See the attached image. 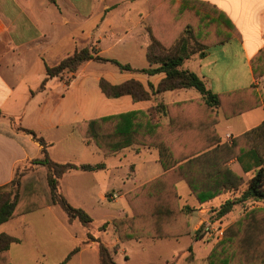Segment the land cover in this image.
<instances>
[{
  "label": "crops",
  "instance_id": "obj_1",
  "mask_svg": "<svg viewBox=\"0 0 264 264\" xmlns=\"http://www.w3.org/2000/svg\"><path fill=\"white\" fill-rule=\"evenodd\" d=\"M219 12L231 21L233 27L225 23L219 25ZM187 23L194 26V33L200 41L214 40L218 32L230 36L218 43L211 42L209 47L201 50L202 56L195 52L184 61L183 67L197 74L213 93L244 90L245 93L237 95H244L242 103L243 99L250 102L256 97L260 101L255 107L230 117L224 116L220 108H215L217 119L214 128L219 145L206 149L210 151H207L209 158L202 160L201 166L197 167L202 174L204 163L208 166V163L224 162L240 172L236 158L229 156L230 150L223 144H231L234 137L264 121V75L255 77L250 66V59L264 47V0H0V111L14 117L19 125L35 131L47 141L50 156L49 149L54 147L55 142L44 137V130L69 127L77 131L78 122L108 115L106 111L103 113L104 108H108L110 114L147 110L152 100L134 101L129 95L109 98L101 92L102 96L91 97L88 102L77 106L79 110L75 112L73 109L72 115L69 113L61 120L59 108L53 101L60 92H56L59 89L54 86L51 88L53 80L60 76L48 79L45 88L37 90L45 77V65L58 63L75 49L92 46L100 56L129 64L133 68H145L149 66L147 46L159 42L169 47L184 33ZM215 52H218L217 58L212 56ZM224 53L227 57H224ZM224 63L228 64L226 70L222 68ZM97 65V61L89 60L79 73L85 81L95 82L97 86L100 78L112 84L135 79L149 90L148 84L156 86L165 76L163 72L149 75L120 70L117 66L108 74L105 68L102 72ZM73 75L75 78L78 72ZM70 84L71 81L65 84L62 91V97L67 95V100L70 98ZM199 96L194 88L166 90L158 94L165 104ZM35 100L37 102L32 106ZM193 109L196 113L190 116L193 122L191 131L194 133L190 141L202 143L213 139L212 134L208 136L206 127L215 117L213 112L202 106ZM29 111L37 118L35 124L25 122ZM20 119L22 123L18 122ZM157 119L160 122L168 121L164 115H157ZM69 136L65 138L63 150L80 153L78 157L63 160L51 157L52 160L104 165L92 171L71 170L60 178L61 193L71 205L84 209L92 222L83 225L77 219L70 220L58 205H48L15 216L0 224V234L18 240L8 247L9 262L5 264H58L75 248L78 250L64 264H100V244L113 253L119 252L129 261L123 244L131 240L136 243L132 250L137 264H181V261L192 264L199 258L209 264L207 258L213 250L227 251L230 264H236V240L240 233L230 234L231 237L229 235L222 239L219 244L222 236L218 235V228L224 231L236 225L235 230H239L241 222H237L248 218L235 216V212L242 208L244 213L255 210L256 214L264 215L263 202L247 199L235 203L227 213V222L224 221L225 217L211 221L206 217V212L237 196L236 191H226L193 210L190 234L156 239L141 237L120 242L111 220L130 214L124 195L126 192L162 173L157 150L133 145L105 154L80 134L83 150L73 148ZM184 149L185 145L181 151ZM40 150L41 145L30 135L15 131L6 120L0 118V186L13 178L16 167L28 166ZM85 150L86 158L82 157ZM123 167H128L130 173H125ZM176 189L178 193L181 189L188 200L194 199L184 181L177 182ZM199 215L203 217L196 221L195 217ZM96 216L98 221H94ZM261 220L262 217L253 219ZM94 222L97 227L92 231L90 227ZM200 229L199 235L193 237ZM160 240L174 241L175 247L183 246L175 252L170 249L169 252L156 250L152 260V251H147L149 258L146 260L145 247H151L152 242ZM225 244L226 249H223ZM243 264H264V257L245 259Z\"/></svg>",
  "mask_w": 264,
  "mask_h": 264
},
{
  "label": "trees",
  "instance_id": "obj_2",
  "mask_svg": "<svg viewBox=\"0 0 264 264\" xmlns=\"http://www.w3.org/2000/svg\"><path fill=\"white\" fill-rule=\"evenodd\" d=\"M223 15L219 12V25L225 23L233 27L231 21ZM217 34L218 37L214 40L200 41L194 33V26L187 23L184 33L169 47H163L159 42H152L147 46L146 57L149 66L145 68H133L129 64L100 56L92 46L75 49L58 63L45 65V77L38 91L45 88L48 79L61 76L64 72L76 73L79 67L89 60L109 62L125 71L149 75L160 72L165 74L156 86L148 84L149 90L135 79L112 84L100 78L98 86L106 97L129 95L134 101L152 100L151 107L147 110H130L85 119L76 125L80 136L87 142H93L105 154L133 145L153 147L157 150L162 173L126 192L124 195L130 214L111 220L120 242L141 237L156 239L190 234V212L226 191H236L237 196L221 203L214 210V216L209 218L211 221H219L232 210L235 203L247 199L264 203V121L234 137L231 144H223L229 148V156L236 158L240 172L226 166L224 162L208 163L207 166L204 161V173L197 171L202 160L207 161L209 158V150L206 149L219 145L214 128L217 119L215 108H220L224 116L230 117L260 103L257 97L250 102L243 99L242 103L244 95H237L245 93L244 90L213 93L197 74L183 67L184 61L195 52L202 56L204 54L201 50L209 47L211 42L218 43L230 36L228 33ZM250 66L255 77L264 75V47L250 59ZM178 88H194L200 96L168 104L158 97L163 91ZM197 106L210 110L215 116L206 126L208 136L212 134L213 139L202 143L190 141L194 134L191 131L193 122L190 116L196 113L193 108ZM157 115L166 116L168 121L160 122ZM0 118L6 120L15 131L30 135L41 145L39 155L29 161L30 166L24 169L20 167L25 166L16 167L13 178L0 186V224L48 205H58L70 220L77 219L83 225L91 223V216L84 209L71 205L61 193L60 178L71 170L92 171L103 168L104 165L56 162L48 154L49 144L35 131L21 125L14 126L13 118L7 117L1 111ZM184 145L185 149L181 151ZM247 172H252L249 178L244 175ZM179 181L185 182L190 195L196 200L197 207L178 204L180 195L176 183ZM255 212L251 210L244 213L241 218L247 217L248 220L237 222H241L239 230H235L236 225H231L224 229L219 240L221 244L222 239H226L230 234L240 233L239 239L236 240V264H243L245 259L264 257V215ZM257 217H262V220L253 221ZM199 231L201 230H197L193 237L196 238ZM17 241L12 236L0 234V264L9 262L8 247ZM223 249H226V244ZM77 250L78 248H75L71 251L65 260ZM99 254L100 264H117L112 258V251L105 245H99ZM207 259L209 264H230L227 251L213 250ZM65 260L58 264H64Z\"/></svg>",
  "mask_w": 264,
  "mask_h": 264
},
{
  "label": "rangeland",
  "instance_id": "obj_3",
  "mask_svg": "<svg viewBox=\"0 0 264 264\" xmlns=\"http://www.w3.org/2000/svg\"><path fill=\"white\" fill-rule=\"evenodd\" d=\"M163 47H165V46H163ZM212 56H213V58L214 57L217 58L219 56L218 52L213 53ZM224 57H227L226 53H224ZM83 65L80 66L79 69L77 70L78 75H76L75 78H73V76H74L73 74L74 73L72 74L70 72H64L59 77V79H54L53 83L51 84V88L55 87V88L59 89L56 92H60L59 97H58V95H56V97L53 99V101H54V105L59 108L58 111H59V115H60L61 120H63L65 116H69V113H70V115H72V110L73 109H74L75 112L77 110H79L77 108V106H79L80 104H83L84 102H88V99H90L91 97H94L95 95L102 96V93H101L100 89L98 88L97 84H95V82L94 83L87 82V81H85L82 78V76L79 75L81 70H83ZM97 66H99V69H101L102 72H104V70L106 69L105 72H107L108 74L112 73L111 71L116 69V66L114 64H112V63H109V62H102V63L98 62ZM227 67H228L227 63H224L222 65V68L225 69V70L227 69ZM219 68L221 70V66ZM258 77H260V76H258ZM69 81H71V84L69 85V89H68L69 90L68 93H70V98L67 100V95H65V97H62V91L64 89V85L68 84ZM256 82H259V81H256ZM36 102H37V100H35L31 105L34 106L36 104ZM107 109L108 108H104L102 110L103 113H105L104 111H106L107 114L108 113L110 114L111 112L109 110H107ZM32 113H33L32 111H29L28 115L25 116V122L27 124H35L36 121H37L36 116L34 114H32ZM5 115L7 117L10 116V115H7V114H5ZM10 117H12V116H10ZM12 118H13L14 126L19 125L17 123V120L14 117H12ZM18 122L22 123V120L20 119V120H18ZM43 133H44V137L45 138H47L48 140H50L52 142H55L54 147H50V149H49L50 157H53V158H55L57 160H63V159H70L71 157H78L77 155L80 154V153L74 154L71 151L67 152V151L63 150L64 142L66 141L65 138L68 137V135H70L69 139H70L71 146L73 148L80 149L82 147V142H81L80 136H79L77 131L71 130L69 127H65V128H56V129H49V130L47 129V130H44ZM75 150H74V152H75ZM83 154L85 156L83 155L82 157L86 158L87 151L86 150L83 151ZM89 154H90V151H89ZM29 166H30V164L28 166H25V167H20V169H24V168L29 167ZM122 170L125 173H130V170L128 169V167H123ZM251 175H252V172L245 173V177L246 178H249V176H251ZM131 180L132 179H130V181ZM179 193L181 194V197H182V198L180 197V199L178 200V204L180 206H182L184 204H188L189 206H193L194 207L195 205H197L196 202L195 203L193 202L194 199H192V200L189 199L188 200L184 196V194L181 191V189H179ZM185 200H188V202H185ZM195 207H197V206H195ZM217 208L218 207L209 210V213L206 212V217H208V218L213 217L214 214H215L214 210L217 209ZM192 212H190V214H192ZM243 215H244V209H242V208L235 212V216L241 217ZM202 217L203 216L199 215V216H197V218L195 217V219H196V221H198ZM223 217H225L224 221L227 222L228 221L227 214L225 216H223ZM98 220H99V218H98V216H96L94 221H98ZM96 227H97V223L94 222V223L91 224L90 229H92V231H94V229ZM199 232H201V231H199ZM135 244L136 243L133 240H131L129 242H125L123 244L126 247L127 254L129 256V259H130L129 261H127L126 258H124L122 254H119V252H115V253L112 252V258H113L114 262L117 263V264L118 263L122 264V262H123V264H137V260H136L137 258H135V256H133L134 252L132 250V246H134ZM175 246H174V241L160 240V241L152 242L151 243V247L150 246H146L145 247L146 255H147L146 260L149 258V253L147 251H152L151 254H150V260H152V259H154V256H155L154 253H156L155 252L156 250H159V249L162 250L163 249L166 252H169L170 250H172V252H175V251H179L181 249L180 247L183 246V245H181L180 247L179 246L175 247ZM181 264H184V263L181 261ZM192 264H207V261L205 259H200L199 258L196 261H194ZM216 264H218V262H216Z\"/></svg>",
  "mask_w": 264,
  "mask_h": 264
},
{
  "label": "built area",
  "instance_id": "obj_4",
  "mask_svg": "<svg viewBox=\"0 0 264 264\" xmlns=\"http://www.w3.org/2000/svg\"><path fill=\"white\" fill-rule=\"evenodd\" d=\"M210 226V225H209ZM223 230L221 229V227L218 228V235L222 236Z\"/></svg>",
  "mask_w": 264,
  "mask_h": 264
}]
</instances>
